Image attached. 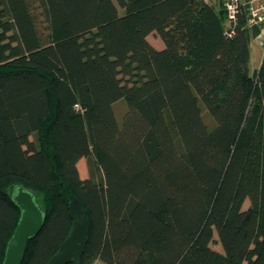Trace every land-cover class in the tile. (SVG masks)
I'll return each instance as SVG.
<instances>
[{
	"label": "trees",
	"instance_id": "1",
	"mask_svg": "<svg viewBox=\"0 0 264 264\" xmlns=\"http://www.w3.org/2000/svg\"><path fill=\"white\" fill-rule=\"evenodd\" d=\"M116 1L0 0V264L14 186L45 214L21 264L60 248L74 196L76 264H264L261 26L246 5L228 22L221 2Z\"/></svg>",
	"mask_w": 264,
	"mask_h": 264
},
{
	"label": "water",
	"instance_id": "2",
	"mask_svg": "<svg viewBox=\"0 0 264 264\" xmlns=\"http://www.w3.org/2000/svg\"><path fill=\"white\" fill-rule=\"evenodd\" d=\"M11 197L20 209V216L6 243L2 264H21L27 243L41 230L45 214L34 195L24 187L14 186ZM68 208L72 220L70 230L46 264H76L84 252L90 229L88 212L76 196L71 198Z\"/></svg>",
	"mask_w": 264,
	"mask_h": 264
},
{
	"label": "rangeland",
	"instance_id": "3",
	"mask_svg": "<svg viewBox=\"0 0 264 264\" xmlns=\"http://www.w3.org/2000/svg\"><path fill=\"white\" fill-rule=\"evenodd\" d=\"M114 1H116V0H114ZM119 11L121 13V9H119ZM148 40L151 44H156V43H158L159 40L163 44V42L161 41V39L159 38V36L155 32H152L149 34ZM162 47H163V45H162ZM162 47L157 48V49H161ZM251 47L252 48H251V59H250V71H253L259 67V65L261 63V59L263 57L264 36L260 35L256 38H254L252 40ZM113 107H114V111H115V114L117 116V119L119 121H121L123 113L125 112V109H126L125 102L123 100H118L113 104ZM203 118L206 121V123H208L209 125L213 124L212 118L210 117V115L206 111L203 112ZM77 167H78L79 174H80L81 178H86L88 176V170H87L86 159L84 157L81 158L77 162ZM247 205H248V200H246L244 202V207H246ZM211 246L213 248L219 250V251L222 250L220 244L217 242H213L211 244ZM94 264H103V262L101 260L97 259L94 261Z\"/></svg>",
	"mask_w": 264,
	"mask_h": 264
},
{
	"label": "built area",
	"instance_id": "4",
	"mask_svg": "<svg viewBox=\"0 0 264 264\" xmlns=\"http://www.w3.org/2000/svg\"><path fill=\"white\" fill-rule=\"evenodd\" d=\"M209 2H221L225 9L226 20L232 22L236 20V16L240 5L247 7V24L249 26L264 25V0H208ZM261 35V34H260ZM259 35V36H260Z\"/></svg>",
	"mask_w": 264,
	"mask_h": 264
},
{
	"label": "crops",
	"instance_id": "5",
	"mask_svg": "<svg viewBox=\"0 0 264 264\" xmlns=\"http://www.w3.org/2000/svg\"><path fill=\"white\" fill-rule=\"evenodd\" d=\"M261 35L262 36H264V25H263V27H262V31H261ZM149 36V35H148ZM253 40V39H252ZM251 44H252V41H251V43H250V59H251ZM156 48H160V47H162V43L160 42V40L158 41V43H156V44H153ZM264 52V51H263Z\"/></svg>",
	"mask_w": 264,
	"mask_h": 264
}]
</instances>
